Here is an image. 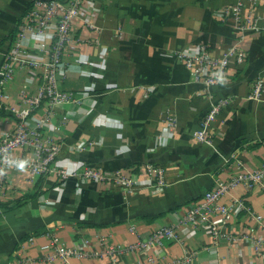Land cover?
Segmentation results:
<instances>
[{
    "label": "crops",
    "instance_id": "1",
    "mask_svg": "<svg viewBox=\"0 0 264 264\" xmlns=\"http://www.w3.org/2000/svg\"><path fill=\"white\" fill-rule=\"evenodd\" d=\"M37 1L0 0V65ZM236 2L92 0L94 27L81 16L73 20L74 41L63 57L67 76L60 89L81 102L53 110L49 135L62 145L56 166L69 172L85 165L109 171L152 163L165 169L166 185L156 190L142 176L130 192L112 182L61 180L55 172L34 176L26 168H11L0 203L35 195L16 208H0V264L18 258L20 264H111L110 247L126 248L170 225H176L179 240L124 251L119 264H185L188 256V264H264L262 188L240 186L221 198L231 207V217L226 221L215 213L213 218L235 238L217 241L202 219L180 223L218 180L264 165V85L259 99L250 97L253 81H264V29L240 30L233 16L223 17L221 11ZM251 13L264 27V0H246L243 16ZM43 40L28 37L24 45L32 55L48 59L51 40ZM199 43L219 57L232 47L244 52L243 62L231 59L228 82L207 90L193 80L177 53ZM44 73L43 65L19 67L6 84L5 105L26 107L23 95H38ZM221 99L230 103L213 123L214 148L199 143L194 132ZM46 107L44 101L29 121H39ZM17 124L14 115L2 112L0 134L14 131ZM84 141L94 144L79 150ZM230 155L236 158L225 162ZM237 199L248 209H237ZM51 234L90 256L46 260L53 250L42 247Z\"/></svg>",
    "mask_w": 264,
    "mask_h": 264
},
{
    "label": "built area",
    "instance_id": "2",
    "mask_svg": "<svg viewBox=\"0 0 264 264\" xmlns=\"http://www.w3.org/2000/svg\"><path fill=\"white\" fill-rule=\"evenodd\" d=\"M91 1H37L36 7L18 25L10 49L4 55L3 62L0 65V115L2 112L7 111L16 117L18 124L14 131L0 134V200L5 193L8 171L15 167L26 168L34 176L49 175L55 172L61 180L81 178L96 183L112 182L130 192L140 186L142 176L148 177L151 187L156 190H160L166 185L165 169L152 163H147L142 169L132 167L109 171L85 165L82 169L69 172L64 167L56 166L62 145L49 135V123L56 107L71 103L79 104L81 102V99H78L74 93L61 91L60 84L67 76V72L63 68V57L74 41L73 20L81 16L84 18L86 25L94 27L91 17ZM245 4L246 0H238V2L224 8L221 14L223 17L233 16L240 30L264 29V27H260L257 15L251 13L249 16H243ZM32 36L51 40V45L48 48V59L43 56L32 55L26 49L24 40ZM177 58L185 64L186 69L196 83H200L207 90H210L214 86L228 82L231 75V59L235 58L238 62H243L245 55L243 51L232 47L219 57L213 53L207 44L199 43L190 49L178 51ZM42 65L45 67V73L38 95H23V101L27 104L26 107L19 108L5 105L4 102L7 98L6 84L13 78L19 67L28 66L32 69H37ZM263 85L264 81L262 78L253 81L250 94L252 99L261 97ZM44 101H46L47 107L44 108L43 116L39 121H29L32 113L42 106ZM229 103V99H221L211 105L200 129L194 132V137L199 143L216 148L213 123L220 111ZM66 118V116L63 117V121H66ZM93 144V141H84L79 143L77 148L85 150L92 147ZM19 150L31 152L32 156H25L22 154L23 152L17 154ZM234 158H236V155H230L225 157L224 161L229 162ZM240 186L245 187L249 191L257 188L264 189V165L255 170L241 171L228 180H218L212 189L206 191L201 199L193 203L180 220V223L190 224L197 219H202L217 241L220 238H235L236 236L232 231L223 233L213 216L215 213H219L226 221L230 219L231 207L222 204L220 200L226 193ZM235 206L239 210L248 209V206L238 199L235 202ZM50 236V243L42 247L43 249L53 250V253L46 257V260L52 261L58 256L67 262L68 259L73 257L90 256L86 251L60 244L56 235L51 234ZM32 240L33 238L31 237L30 241ZM166 240H179L176 225L163 226L154 231L147 239H138L126 248L110 247L106 254L110 257L111 264H119L118 256L124 251L151 250L163 245ZM94 255L99 254L95 253ZM190 261L191 256H188L182 262L188 264ZM20 263L21 259L19 258L9 262V264Z\"/></svg>",
    "mask_w": 264,
    "mask_h": 264
},
{
    "label": "trees",
    "instance_id": "3",
    "mask_svg": "<svg viewBox=\"0 0 264 264\" xmlns=\"http://www.w3.org/2000/svg\"><path fill=\"white\" fill-rule=\"evenodd\" d=\"M34 195L35 194L27 195L24 198H21L19 200H15L13 202V204L0 203V208L1 209H3V208L4 209H11V208L13 209V208H16V207L20 206L24 202V199L29 198V197H33Z\"/></svg>",
    "mask_w": 264,
    "mask_h": 264
}]
</instances>
